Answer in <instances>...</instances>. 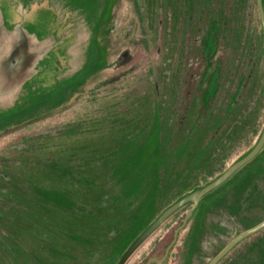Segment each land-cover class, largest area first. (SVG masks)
I'll return each instance as SVG.
<instances>
[{
    "label": "rangeland",
    "instance_id": "374dc122",
    "mask_svg": "<svg viewBox=\"0 0 264 264\" xmlns=\"http://www.w3.org/2000/svg\"><path fill=\"white\" fill-rule=\"evenodd\" d=\"M44 1L72 13L78 39L65 52L46 11L41 39L27 34L33 72L10 88L0 65V264L161 259L192 205L135 247L141 228L228 169L264 128L257 0ZM39 62L48 67L36 73ZM237 177L239 188L230 179L204 207L228 188L254 183L264 194V151ZM211 213L192 264L242 229ZM186 230L163 264L184 262Z\"/></svg>",
    "mask_w": 264,
    "mask_h": 264
},
{
    "label": "flooded vegetation",
    "instance_id": "af4514ba",
    "mask_svg": "<svg viewBox=\"0 0 264 264\" xmlns=\"http://www.w3.org/2000/svg\"><path fill=\"white\" fill-rule=\"evenodd\" d=\"M0 5H2L3 12L6 16V25L10 30H14L19 25H23L31 37H34L36 40H38L39 38L41 39V37H39L38 31L43 23L44 17H42V15L44 12L47 11L51 15V17L48 18L52 19V21L48 22L54 26L53 35L55 36V38L53 40L68 41L67 43H69V47L65 48V52L69 54V50L73 47V44L76 42V39H78L76 24L71 21L72 13L67 12L66 14H63V8H57L58 10L55 8V10H51L53 8L48 4V1L45 2L43 0L42 2H39V0H0ZM46 5H49V7H46ZM92 34H94V32H92ZM93 43L94 42L91 41L90 50L93 48ZM54 54V58H56V51H54ZM43 67L48 66L46 64H43L42 62H39L35 66L36 73L40 72ZM24 90L25 88H22L20 92ZM263 151L264 147L262 151L253 160L241 167L236 173H234V175H232L220 186H218L213 191L202 197L198 205L192 211L191 216L187 220L185 218L183 225L177 228V231L174 235V239L168 246L169 250L168 248L166 249L165 254L161 259L150 258L149 261L151 259H154L150 264H163L165 262H168L170 259L169 257L171 255V250L178 246L177 243L180 239L181 232L185 229L187 230L182 238V242H180L182 247L185 248L184 262L182 264L194 263L193 257L195 256V254L199 253L198 250L203 248V243L206 246V232L208 230L210 231V223L211 221H214V218H211V212L213 211L218 213V217H220L218 221H221V217H223V223L240 224V226H242V229L239 230L233 237H231L224 246L212 253L208 257L209 259L207 260V262H205L204 264H210L211 261L238 235L264 222V218L260 219V217L264 215V202L260 203L261 200L264 199V194H261L256 190L254 183H252L250 188H247V190H245L246 192L242 191L236 193L238 189L234 192H230L231 190H229V188H234L236 186H238L239 188V186L244 183L245 178L240 179L239 177H237V175H239V173L244 169V167L251 164ZM232 178H235L236 182L233 185L230 184L227 192L218 193L214 195L216 196V198L210 204L212 206L218 203L219 205L217 206V208H214L211 211L207 208V206L204 207L203 203L204 201H206L208 196H210L211 193L215 190L221 188ZM189 204H191L192 207L188 210V215L190 213V210L195 206L194 202H190ZM180 210L181 208L176 210L172 215L168 217V219L173 217L175 213H179ZM216 213L214 214L216 215ZM161 226H158V229ZM147 227L148 226L141 228L136 237L141 235L147 229ZM223 230L224 229H222V232ZM155 231L157 230L155 229ZM215 232L217 233L216 229ZM211 233H214L213 228L211 229ZM225 233L226 230H224L223 234ZM248 239H253V242L250 245H247L246 247L242 246L245 241L248 242ZM205 246L203 250L206 249ZM239 246H242V250L239 257L236 255L232 256V252H234L235 249ZM179 253L180 250H176L175 254L177 255ZM230 254L232 256V260L227 258ZM244 254H248V256L243 257L242 255ZM174 263L175 262H173V264ZM216 264H264V227L239 241Z\"/></svg>",
    "mask_w": 264,
    "mask_h": 264
},
{
    "label": "water",
    "instance_id": "95a60500",
    "mask_svg": "<svg viewBox=\"0 0 264 264\" xmlns=\"http://www.w3.org/2000/svg\"><path fill=\"white\" fill-rule=\"evenodd\" d=\"M257 6L259 10V16L261 21V26L264 34V0H257ZM5 19L0 9V65L3 66V72H5V84H10V88L16 86V84H21L28 77V74L33 72L31 69V60L36 55L35 51L26 45V40L28 39L27 33L22 26H19L13 33L7 35L2 27H4ZM38 50V49H37ZM31 62V63H30ZM1 66V67H2ZM2 71V70H1ZM264 147V128L260 137L258 138L256 144L251 150L246 154L236 160L228 169L223 173L213 179L211 182L205 184L199 189L185 195L180 200L176 201L174 204L169 206L150 226L138 237L135 241L134 246L137 247L142 241H144L149 234H151L158 226H160L164 220H166L170 215H172L176 210L183 207L188 202H194L195 206L190 210V213L186 220L191 216L192 211L198 205L201 198L213 191L215 188L220 186L226 180H228L234 173H236L241 167L253 160ZM264 227V222L258 226L238 235L234 240H232L212 261L210 264H216L230 249H232L239 241L245 237L255 233L256 231ZM134 247V248H135ZM133 248V249H134ZM169 250V248H168ZM154 259L149 261V264Z\"/></svg>",
    "mask_w": 264,
    "mask_h": 264
},
{
    "label": "crops",
    "instance_id": "0c3cea01",
    "mask_svg": "<svg viewBox=\"0 0 264 264\" xmlns=\"http://www.w3.org/2000/svg\"><path fill=\"white\" fill-rule=\"evenodd\" d=\"M0 9L2 10V13H3V16H4V12H3V9H2V5H0ZM4 19H6L5 18V16H4ZM5 24H6V21H5ZM19 26H22L23 28H24V26L23 25H19ZM18 26V27H19ZM18 27H16L14 30H16ZM24 30L26 31V29L24 28ZM26 33L28 34V32L26 31Z\"/></svg>",
    "mask_w": 264,
    "mask_h": 264
},
{
    "label": "trees",
    "instance_id": "16d2710c",
    "mask_svg": "<svg viewBox=\"0 0 264 264\" xmlns=\"http://www.w3.org/2000/svg\"><path fill=\"white\" fill-rule=\"evenodd\" d=\"M204 104L206 105V101H204Z\"/></svg>",
    "mask_w": 264,
    "mask_h": 264
}]
</instances>
